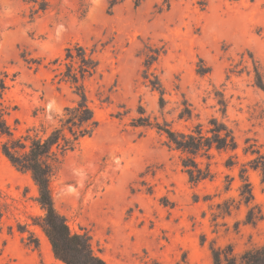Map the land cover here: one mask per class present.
<instances>
[{
  "label": "rangeland",
  "instance_id": "rangeland-1",
  "mask_svg": "<svg viewBox=\"0 0 264 264\" xmlns=\"http://www.w3.org/2000/svg\"><path fill=\"white\" fill-rule=\"evenodd\" d=\"M162 1L134 8L125 0L109 10L108 0H0L6 120L15 136L39 123L55 127L77 97L49 64L75 45L93 51L98 71L83 84L100 127L59 157L50 179L71 233L87 236L107 264H214L213 250L218 264H241L264 246V160L243 152L250 145L264 154V92L250 59L264 77V0H207L203 10L194 0H171L158 13ZM151 52H159L150 72L165 89L163 115L158 92L142 78ZM183 100L189 120H178ZM140 108L180 133L205 130L216 118L238 147L196 157L212 177L190 183L185 154L168 149L156 130L132 127ZM37 196L30 174L0 151V264H63L34 225L43 216Z\"/></svg>",
  "mask_w": 264,
  "mask_h": 264
},
{
  "label": "trees",
  "instance_id": "trees-1",
  "mask_svg": "<svg viewBox=\"0 0 264 264\" xmlns=\"http://www.w3.org/2000/svg\"><path fill=\"white\" fill-rule=\"evenodd\" d=\"M124 1L108 0V9L112 10ZM194 1L201 10L206 7L207 0ZM144 2L145 0H132L134 8L140 7ZM170 4L171 0H163L158 7V13L168 11ZM46 9L47 4L40 6V10ZM72 50H76L78 54L75 56ZM93 55V51L88 53L84 47L75 45L73 48L66 49L64 59L57 58L50 62L49 65L55 67L50 70L53 79L70 85L77 97L76 104L64 109L58 124L52 129L48 130L44 124L39 123L37 126L33 125L26 129L20 136H15L14 129L6 120L11 115L10 107L3 101L8 89V75L0 71V139L4 140L0 151L18 172L30 174L38 193L36 203L43 212V216L38 222H34V225L41 229L48 240L54 258L63 264H107L94 253L87 236L71 233L65 218L54 207L50 190V179L54 175L55 164L59 157L75 150L83 140L91 138L100 127V121L90 106L83 84L85 79L97 74L98 61ZM158 56L159 52L156 54L151 52L146 56L142 78L152 90L158 92L159 109L163 115L166 105L165 89L158 77L150 72V67ZM250 59L254 85L264 92V77L260 66L252 55ZM98 99L101 104H104L108 103L109 98ZM220 105L223 107L224 102H220ZM192 111L191 105L183 100L178 120L191 119ZM132 127L156 130L159 135L164 136L168 149L185 154L181 165L189 182L194 184L212 177L208 167L200 168L194 161L196 157L207 158L212 149L233 152L238 147L233 130L216 118L209 120L205 130L202 125H198L190 133H180L174 131L166 120L160 123L156 117L140 108L139 118L133 120ZM243 152L245 155H256L257 158L264 160V154L260 150H254L253 146H246ZM262 169L264 171V166ZM240 179L243 183L244 198L246 195L251 198L248 180L243 174ZM245 199L249 203L250 200ZM212 256L214 264H218L221 260L220 254L213 250ZM226 259L227 264H233L228 258ZM241 264H264V246L245 256Z\"/></svg>",
  "mask_w": 264,
  "mask_h": 264
}]
</instances>
